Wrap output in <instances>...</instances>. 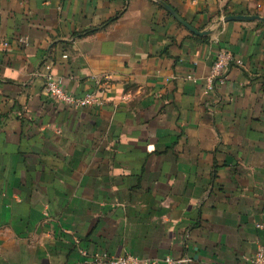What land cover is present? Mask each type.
Wrapping results in <instances>:
<instances>
[{
    "label": "crops",
    "instance_id": "1",
    "mask_svg": "<svg viewBox=\"0 0 264 264\" xmlns=\"http://www.w3.org/2000/svg\"><path fill=\"white\" fill-rule=\"evenodd\" d=\"M160 1L209 33L155 0H0V264L264 247V24L224 21L264 0ZM220 52L240 65L207 92ZM47 75L104 105L53 102Z\"/></svg>",
    "mask_w": 264,
    "mask_h": 264
},
{
    "label": "built area",
    "instance_id": "2",
    "mask_svg": "<svg viewBox=\"0 0 264 264\" xmlns=\"http://www.w3.org/2000/svg\"><path fill=\"white\" fill-rule=\"evenodd\" d=\"M219 2H226L227 0H217ZM25 44L26 40H21ZM3 47H9L7 42L3 43ZM239 64L234 56L228 52H220L215 59L211 68L210 76L208 78L207 92H212L217 86L224 84V73L233 65ZM40 74L34 73L33 77H39ZM107 84H101L98 92L87 94L83 97H76L69 94L63 87L60 80H56L52 76H44V94L53 102L61 104L70 109H82L87 107H101L104 105L102 95ZM187 260H174L166 257L164 259L143 260L132 255L111 256L107 253L99 254L87 258L86 264H181L186 263ZM245 264H264V247H259L257 251L245 258Z\"/></svg>",
    "mask_w": 264,
    "mask_h": 264
},
{
    "label": "water",
    "instance_id": "3",
    "mask_svg": "<svg viewBox=\"0 0 264 264\" xmlns=\"http://www.w3.org/2000/svg\"><path fill=\"white\" fill-rule=\"evenodd\" d=\"M164 10H166L175 20H177L180 24L185 26L190 32H192L196 36H204L207 35L209 32H198L194 30L189 24H187L184 20H182L179 15L166 3L160 1V0H155ZM245 20H258L259 22H262L264 24V18L260 17H227L225 18L224 21H245Z\"/></svg>",
    "mask_w": 264,
    "mask_h": 264
},
{
    "label": "clouds",
    "instance_id": "4",
    "mask_svg": "<svg viewBox=\"0 0 264 264\" xmlns=\"http://www.w3.org/2000/svg\"><path fill=\"white\" fill-rule=\"evenodd\" d=\"M6 74H7V75H12V74H13V73H12V70H7V71H6Z\"/></svg>",
    "mask_w": 264,
    "mask_h": 264
}]
</instances>
